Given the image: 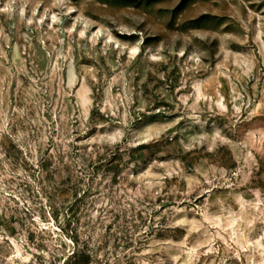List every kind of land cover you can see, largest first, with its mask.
I'll list each match as a JSON object with an SVG mask.
<instances>
[{"label": "rangeland", "instance_id": "374dc122", "mask_svg": "<svg viewBox=\"0 0 264 264\" xmlns=\"http://www.w3.org/2000/svg\"><path fill=\"white\" fill-rule=\"evenodd\" d=\"M0 264H264V0H0Z\"/></svg>", "mask_w": 264, "mask_h": 264}, {"label": "trees", "instance_id": "16d2710c", "mask_svg": "<svg viewBox=\"0 0 264 264\" xmlns=\"http://www.w3.org/2000/svg\"><path fill=\"white\" fill-rule=\"evenodd\" d=\"M80 256V254L79 253H77L74 257H79Z\"/></svg>", "mask_w": 264, "mask_h": 264}]
</instances>
